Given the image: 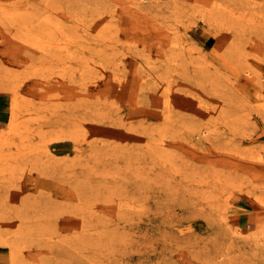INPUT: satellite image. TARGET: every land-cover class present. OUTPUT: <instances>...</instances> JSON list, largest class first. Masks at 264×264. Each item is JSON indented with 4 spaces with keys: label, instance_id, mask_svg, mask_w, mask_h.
<instances>
[{
    "label": "rangeland",
    "instance_id": "1",
    "mask_svg": "<svg viewBox=\"0 0 264 264\" xmlns=\"http://www.w3.org/2000/svg\"><path fill=\"white\" fill-rule=\"evenodd\" d=\"M0 105L6 264H264V0H0Z\"/></svg>",
    "mask_w": 264,
    "mask_h": 264
},
{
    "label": "crops",
    "instance_id": "2",
    "mask_svg": "<svg viewBox=\"0 0 264 264\" xmlns=\"http://www.w3.org/2000/svg\"><path fill=\"white\" fill-rule=\"evenodd\" d=\"M1 107H3L2 105H0V110L2 109ZM4 120L0 119V126H3V122ZM6 255L0 251V264H6Z\"/></svg>",
    "mask_w": 264,
    "mask_h": 264
},
{
    "label": "bare ground",
    "instance_id": "3",
    "mask_svg": "<svg viewBox=\"0 0 264 264\" xmlns=\"http://www.w3.org/2000/svg\"><path fill=\"white\" fill-rule=\"evenodd\" d=\"M103 28H104V27H103ZM106 28H108V27H106ZM106 28H105V29H106ZM101 35H103V34H101ZM100 38H101V37H100ZM105 38H107V37L105 36ZM105 40H106V39H105ZM100 52H101V51H100ZM102 68H103V67H102ZM171 245H172V244H171Z\"/></svg>",
    "mask_w": 264,
    "mask_h": 264
}]
</instances>
